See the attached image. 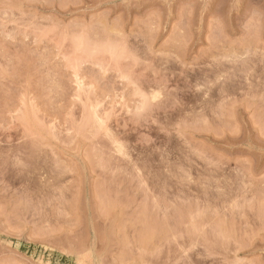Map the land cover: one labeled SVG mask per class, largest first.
Wrapping results in <instances>:
<instances>
[{
    "label": "rangeland",
    "instance_id": "1",
    "mask_svg": "<svg viewBox=\"0 0 264 264\" xmlns=\"http://www.w3.org/2000/svg\"><path fill=\"white\" fill-rule=\"evenodd\" d=\"M0 264H264V0H0Z\"/></svg>",
    "mask_w": 264,
    "mask_h": 264
}]
</instances>
